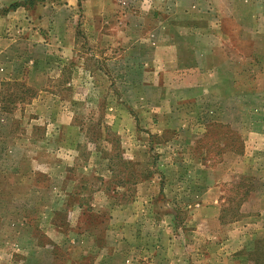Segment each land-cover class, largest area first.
<instances>
[{
    "label": "rangeland",
    "instance_id": "1",
    "mask_svg": "<svg viewBox=\"0 0 264 264\" xmlns=\"http://www.w3.org/2000/svg\"><path fill=\"white\" fill-rule=\"evenodd\" d=\"M14 1L0 0V264H264V157L238 216L225 212L234 184L264 152V130L255 132L243 101L253 86L237 85L233 101L218 99L227 128L212 123L195 142L178 134L180 117L164 131L165 118L149 116L184 111L177 89L159 99L161 71L146 100L145 70L130 81L118 61L107 62L129 46L121 43L128 30H149L154 41L164 31L185 65L193 42L240 49L235 79L247 82L263 61L250 55L248 33L230 8L221 0H213L218 7L212 0H45L5 13ZM256 28L264 29L261 14ZM194 30L200 38L190 36ZM69 33L73 66L57 69L44 44ZM204 101L187 110L214 105ZM205 153L210 160L199 166ZM212 187L217 197L205 195Z\"/></svg>",
    "mask_w": 264,
    "mask_h": 264
},
{
    "label": "crops",
    "instance_id": "2",
    "mask_svg": "<svg viewBox=\"0 0 264 264\" xmlns=\"http://www.w3.org/2000/svg\"><path fill=\"white\" fill-rule=\"evenodd\" d=\"M20 1L22 0H15L12 3ZM216 1H213V3H215V6L218 7ZM196 5L198 4H194L192 10L196 9ZM221 5H227L230 8L234 21H236L237 24L241 26L242 30L248 33L247 36L249 37L250 43L252 44V50L250 51L252 54L250 55L259 59L260 61H263V64L261 63L262 71L257 72V75L252 79L247 80V82L242 80L238 81V78L235 79L237 75H235L234 72L235 67L233 65V60L235 55L237 58L240 56L238 55L241 53L240 49L236 50L231 47V45H228V43H225L224 45L218 44L217 41H214L212 43L213 45H210L209 49H203L201 46L194 44L193 42L195 48L191 50V53L194 54L193 56L191 55L192 62L191 64L185 65L181 59L177 60V46L172 44V41L169 42L167 39H164L169 37L168 33H164V31L162 32V40L154 41V39L149 37V30L146 31L145 36H143L141 32L139 33L138 30H128V33L126 32L121 35V37H123L121 43H126L129 40V46H120L123 50L122 56L111 59L109 58L110 60L107 61H112L113 66H115L116 62L118 61L117 66H120L122 69L128 72V74H130V81L132 79L136 80L139 77L141 69L145 70L146 93L147 95L150 94L149 97H146V100L152 98V94L155 92V76L157 75V71H161L163 73L164 84L160 89L161 98L159 99H164V92L167 89L170 91L177 89L179 95L178 102L180 101V108L183 107L184 111L169 112L168 114H165V112H149V116L152 118H165L162 128L164 131H167L168 128H172L173 125L175 130L176 126L173 124V122H180L178 119L180 117L183 125L180 126L181 130L178 131V134L180 137H182V134L188 135L189 133L193 139H196L195 142L201 141L203 138H205L206 128L211 126L212 123H214L215 126H217L219 123L224 124L225 128H227L228 123L224 122L222 119L224 114L217 111L216 101H218V99L227 100L228 96L233 101L235 98L234 96H238L237 93H235V87L239 84H248V89L250 86H253V88L250 91L247 90L243 96L245 97L243 101L245 102L246 106V108H244L246 109L245 112H248L247 117L249 120L251 116L254 117L253 119H255V127L257 128L255 132L261 133L264 130V29L258 30L256 28L257 14L264 16V0H221ZM18 9L15 11H10L11 14L16 15L18 13ZM210 10V12L213 11L212 14L217 13V9L214 8V4L211 5ZM43 20L44 22L46 21V19ZM69 35V37H59L61 45L59 42H57L58 38H55V36L53 40L49 42L51 44L46 46L44 44V47L49 48L50 53L56 54L57 60H54L53 64L57 69L63 70L64 68L68 69L73 66V61H71V59L75 49V37L70 33ZM197 35H199V38L201 37V33L195 30L190 34V36L193 37ZM100 36L104 35H100L99 33V37ZM209 36L210 38L216 37V34L212 31ZM125 38H127V40H125ZM47 48H43L45 49V52H47ZM202 51L206 53L204 54V57L199 56ZM6 53L8 54V52ZM6 53L1 54L7 58ZM245 56L246 55L243 54V56L239 58L244 63L247 62V60H245ZM34 62L37 63L36 60ZM173 62H175V64H173ZM3 67H7V65H4ZM185 68H194V72L188 71V73H192L188 74ZM136 84H138V81ZM191 99L193 101H200L199 104L201 105H205L206 101L204 100L208 99L209 102H213L214 105H211L210 107L207 105L208 110H203V112L199 110L198 106L195 107L194 111L192 112L191 110H187V105L190 104L189 102L192 101ZM237 100H240V98ZM214 106L216 107L214 108ZM193 117L195 122L191 125L193 121L191 122L190 119ZM167 118L169 119V122L166 120ZM241 149L242 152L239 155L241 156L239 159L243 158L244 156V147L242 146ZM262 157H264V152H258L255 155L256 160L253 162L255 169H253V171L251 169L249 175L241 174L240 176L250 178L252 177L255 179L259 172V167L262 164V161L258 159ZM208 158L209 157L206 155V153L202 155L200 161L198 162L199 166L203 165L205 161L209 162L210 159ZM214 165L217 166L218 161H214ZM212 170L213 169L210 171ZM217 188L218 187H212L210 189L211 191L208 190L205 195H210L211 197H213V195L216 196ZM260 196L262 200L264 195L262 196L261 194ZM71 210L73 209L71 208Z\"/></svg>",
    "mask_w": 264,
    "mask_h": 264
},
{
    "label": "trees",
    "instance_id": "3",
    "mask_svg": "<svg viewBox=\"0 0 264 264\" xmlns=\"http://www.w3.org/2000/svg\"><path fill=\"white\" fill-rule=\"evenodd\" d=\"M44 1L45 0H22L20 2H15V3L10 4L8 8L4 10V12L7 13L10 11H15L16 9L20 7L32 8L36 4L43 3ZM31 98H33V96ZM11 99L12 101H14V103L17 101H20V99L16 97H13ZM1 109H3V107H1ZM231 141L233 140H230V150L231 152H233L234 146H232ZM241 148H242V145L241 146L239 145L235 151L238 150V154H241L242 152ZM252 185H253V178L245 177V176H243V178H241V180L237 184L235 183L234 184L235 187L233 186L234 193L231 194L232 196H235V198H231V203H233V207L228 209L227 208L228 205L225 204V206H223L222 212H224L227 208V211L225 212H231L232 217H237L239 213V209L237 208H239L244 202L248 200L247 198L249 197L250 192L252 190Z\"/></svg>",
    "mask_w": 264,
    "mask_h": 264
}]
</instances>
